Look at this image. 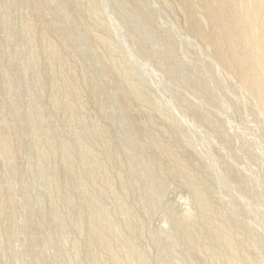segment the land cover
Here are the masks:
<instances>
[{
  "label": "rangeland",
  "instance_id": "rangeland-1",
  "mask_svg": "<svg viewBox=\"0 0 264 264\" xmlns=\"http://www.w3.org/2000/svg\"><path fill=\"white\" fill-rule=\"evenodd\" d=\"M249 1L0 0V264H264Z\"/></svg>",
  "mask_w": 264,
  "mask_h": 264
},
{
  "label": "bare ground",
  "instance_id": "bare-ground-1",
  "mask_svg": "<svg viewBox=\"0 0 264 264\" xmlns=\"http://www.w3.org/2000/svg\"><path fill=\"white\" fill-rule=\"evenodd\" d=\"M238 2H239V0H237ZM240 5H242L243 7H245V8H249V7H251V3H250V1L249 0H240ZM253 5V4H252ZM240 7V6H239ZM261 8V11L264 13V0H261V6H260ZM244 9V8H243ZM248 11V10H247ZM255 12V11H254ZM258 12V11H257ZM256 12V13H257ZM249 12H247V14H245L244 16H242V20H243V23H250V31L252 32V34H253V38H251V40H249V43H247V44H249V48H250V50H251V52L253 53V55H254V58H255V61H254V63H255V65H256V67H259L260 68V70H262V71H260V72H262V75L264 76V30L263 31H260V29H258L257 28V25H256V21L258 20H256V17L255 16H252L251 14H248ZM250 13H252L251 11H250ZM256 15V14H255ZM260 15V14H259ZM258 17V16H257ZM242 20H241V22H242ZM264 20V19H263ZM242 23V24H243ZM249 26V25H248ZM221 28V27H220ZM242 28V27H241ZM247 28V27H246ZM243 29V28H242ZM247 30H248V28H247ZM244 32V31H243ZM247 33H248V31H247ZM249 35V34H248ZM250 36V35H249ZM247 37V36H246ZM252 37V36H251ZM250 38V37H249ZM248 41V40H247ZM247 49H248V47H247ZM249 50V49H248ZM249 50V51H250ZM223 55V54H222ZM223 56H225V55H223ZM227 56V55H226ZM251 56V55H250ZM252 57V56H251ZM253 58V57H252ZM253 58V59H254ZM224 60V59H223ZM252 64V63H251ZM255 65H253V66H255ZM242 67H245V66H243V65H241ZM252 66V65H251ZM241 67V68H242ZM240 68V66H239V70L241 69ZM245 69V68H244ZM247 69V68H246ZM246 69H245V71H246ZM238 70V71H239ZM256 70V69H255ZM259 72V73H260ZM240 73V72H239ZM257 73V72H256ZM243 74V73H242ZM259 76V75H258ZM257 76V77H258ZM248 77H246V79H247ZM246 79L244 78V80L246 81ZM262 79H263V77H262ZM243 80V79H242ZM260 80V79H259ZM248 81V80H247ZM258 81V80H257ZM264 81V80H263ZM261 82V81H260ZM259 82V83H260ZM257 83V82H256ZM262 83V82H261ZM264 83V82H263ZM264 85H262V87H260V88H262V90L264 89V87H263ZM262 90H261V92H262ZM264 91V90H263ZM261 92L259 93V94H261ZM260 96H263L264 97V92H262V94L260 95ZM263 97H261V98H263ZM264 99V98H263ZM260 101H263V100H260Z\"/></svg>",
  "mask_w": 264,
  "mask_h": 264
}]
</instances>
